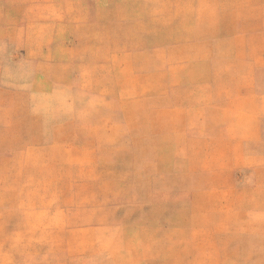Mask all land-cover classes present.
<instances>
[{
	"label": "rangeland",
	"instance_id": "1",
	"mask_svg": "<svg viewBox=\"0 0 264 264\" xmlns=\"http://www.w3.org/2000/svg\"><path fill=\"white\" fill-rule=\"evenodd\" d=\"M0 264H264V0H0Z\"/></svg>",
	"mask_w": 264,
	"mask_h": 264
}]
</instances>
